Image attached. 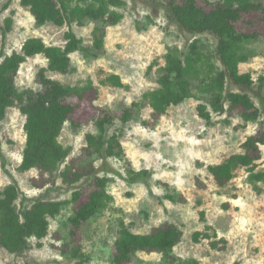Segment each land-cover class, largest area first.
<instances>
[{
  "label": "rangeland",
  "instance_id": "374dc122",
  "mask_svg": "<svg viewBox=\"0 0 264 264\" xmlns=\"http://www.w3.org/2000/svg\"><path fill=\"white\" fill-rule=\"evenodd\" d=\"M167 1L181 3L183 0H124V4L115 9L122 15L117 24L87 20L84 25H75L74 30L86 48L93 46V32L99 27L105 34L103 53L99 58L75 53L71 56L73 69L70 73H47L49 78L66 86L92 83L83 99L76 96L66 99L75 107V113L66 122L59 138L64 147L71 149L61 171L69 165L74 175H80L78 182L65 183L61 172L19 170L26 146V116L19 105L7 110L5 119L0 122V140L7 168L28 197L48 194L50 199L67 204L58 217L50 219L49 233L44 239L40 242L33 239L31 249L22 256L1 249L0 264H72L71 255L77 248L90 256L87 264H112L120 219L138 234H147L169 224L183 231L181 242L169 256L157 251H141L128 264H191V261L198 264H264V183H252L245 170L239 169L233 180L221 188L209 172V166L242 153L246 139L261 130L259 123H246L237 111L213 114L212 122L206 123L197 112L201 102L198 94L170 107L163 115L157 116L145 106L130 122H122L126 108L140 100L143 94L158 88V69L165 64L167 46L184 48L192 39L173 31L165 35V19L153 6L156 2ZM220 1L197 0L205 10ZM6 6L8 9L4 11ZM0 11H4L0 13L3 25L6 18L13 19L12 31L5 42L0 31V50L4 43L7 54L20 52L24 42L33 37L41 38L49 46L65 45L67 27L53 23L37 25L29 8L23 7L20 0H0ZM137 21L143 30H138ZM238 26L243 32L262 36L258 42L247 45L252 57L240 64L241 73L249 72L255 78L264 75L261 16H244ZM202 40L212 52L215 39L203 36ZM47 66L44 55L29 58L16 76L18 90L41 91L39 73ZM111 75L120 76L123 87L105 83ZM228 90L238 91L231 83ZM255 102L259 106L256 99ZM105 116L114 119L110 132L119 131L125 152L123 159H109V168L124 175L129 167L152 171V192L145 184L128 185L106 172L104 162L88 148L87 136L99 134L97 123ZM261 149L264 167V146ZM92 176L109 178L108 191L114 203L75 229L69 218L94 190ZM75 179L74 176L70 181ZM11 182L0 161V188ZM170 190L179 192L184 201L164 200L162 203L160 199ZM74 192L80 193V201L73 202ZM197 233L202 234L199 242L193 238Z\"/></svg>",
  "mask_w": 264,
  "mask_h": 264
},
{
  "label": "trees",
  "instance_id": "16d2710c",
  "mask_svg": "<svg viewBox=\"0 0 264 264\" xmlns=\"http://www.w3.org/2000/svg\"><path fill=\"white\" fill-rule=\"evenodd\" d=\"M154 2V0H152ZM23 7L29 8L36 24L44 26L53 23L67 27L65 45L49 46L41 38H28L20 52L7 54L4 43L0 50V122L7 110L19 105L26 116L24 130L26 146L19 170L27 172L38 169L45 173L61 172L65 183L78 182L80 175H74L69 165L61 171L70 156L71 149L64 147L59 138L66 122L75 113V107L66 102L68 97L83 99L91 90L92 83L86 86H66L48 77V72L66 75L73 69L71 56L81 53L86 58H99L104 51L105 34L99 28L93 32V46L86 48L74 30L75 25H84L87 20L96 23L117 24L122 15L115 9L124 4V0H20ZM151 2V3H153ZM6 6L3 10H7ZM155 11L165 19V35L172 31L191 37L189 44L180 48L168 45L165 64L158 75V88L143 94L134 101L122 115L123 124L130 122L135 113L149 106L155 115H163L172 106H178L186 100L199 96L197 112L200 118L211 123L213 114H232L240 112L246 122L259 123L261 130L248 137L243 144L244 151L233 154L218 165L209 166L218 187L228 185L239 169H244L252 183H264L262 147L264 146V75L255 78L251 73H241L240 64L247 62L252 55L247 45L261 40L259 33L243 32L238 24L244 16L260 15L264 25V0H222L213 8L205 10L197 0L156 2ZM4 11H0L4 12ZM13 19L6 18L0 31L4 42L12 31ZM138 30H143L137 21ZM145 29V28H144ZM203 36H212L216 43L211 52L203 42ZM44 55L48 61L47 68L39 73L41 91H19L16 76L29 58ZM218 61V63L215 61ZM105 83L123 87L118 75L109 76ZM231 83L238 91L228 90ZM255 99L258 101L257 106ZM114 119L105 116L97 123L99 134L87 136L88 148L93 150L104 162L103 169L113 173L128 185L145 184L152 192L153 173L150 170L127 169L126 174L109 168L107 161L111 158L123 159L124 148L118 130L111 133ZM0 161L2 168L12 182L0 188V250L22 256L32 247V240L40 242L49 233L50 219L58 217L66 202L52 200L48 194L28 197L18 181L7 168V158L0 140ZM75 181H70L72 177ZM94 190L87 201L78 206L69 218L70 225L79 229L84 223L94 218L114 203L108 191L109 178L92 176ZM81 195L73 193V202H78ZM173 203L183 202L184 197L176 190H170L162 197ZM205 214L202 213V217ZM202 234L194 235L199 242ZM183 231L175 224L156 229L147 234L132 231L123 219L118 221V236L115 241L116 253L112 264H128L132 257L141 251H157L169 256L181 242ZM41 246V244H38ZM72 264H87L90 256L79 248L71 255ZM191 264H198L191 261Z\"/></svg>",
  "mask_w": 264,
  "mask_h": 264
}]
</instances>
